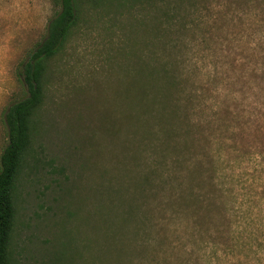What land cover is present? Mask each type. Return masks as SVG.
<instances>
[{
  "label": "rangeland",
  "instance_id": "374dc122",
  "mask_svg": "<svg viewBox=\"0 0 264 264\" xmlns=\"http://www.w3.org/2000/svg\"><path fill=\"white\" fill-rule=\"evenodd\" d=\"M56 10L0 0V154ZM44 89L11 264H264V0H82Z\"/></svg>",
  "mask_w": 264,
  "mask_h": 264
},
{
  "label": "trees",
  "instance_id": "16d2710c",
  "mask_svg": "<svg viewBox=\"0 0 264 264\" xmlns=\"http://www.w3.org/2000/svg\"><path fill=\"white\" fill-rule=\"evenodd\" d=\"M52 1L57 10L47 23L44 38L16 71L22 97L8 106L2 119L6 144L0 154V264H11L18 183L32 147L34 118L45 99L49 62L62 53L81 20L82 0ZM167 14L165 9L164 19Z\"/></svg>",
  "mask_w": 264,
  "mask_h": 264
}]
</instances>
